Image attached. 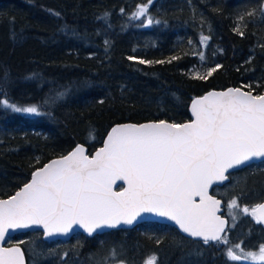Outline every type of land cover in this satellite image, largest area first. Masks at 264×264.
Segmentation results:
<instances>
[{
  "label": "trees",
  "instance_id": "obj_1",
  "mask_svg": "<svg viewBox=\"0 0 264 264\" xmlns=\"http://www.w3.org/2000/svg\"><path fill=\"white\" fill-rule=\"evenodd\" d=\"M144 3L0 0V99L18 106L49 100L42 116L0 107V198L79 142L92 154L114 124L188 121L191 100L212 89L264 93V0H154L148 15L159 23L148 27L145 17L131 19ZM238 23L243 36L234 31ZM201 35L209 37L206 44ZM200 52L213 67L221 65L206 80L193 78ZM173 56L179 59L168 63ZM59 93L64 95L57 98ZM138 226L79 235L76 243L56 247L34 231L20 244L28 264H97L113 248L126 264H143L152 254L157 264H183L191 252L195 262L217 260L213 242L186 241L168 225Z\"/></svg>",
  "mask_w": 264,
  "mask_h": 264
},
{
  "label": "snow or ice",
  "instance_id": "obj_2",
  "mask_svg": "<svg viewBox=\"0 0 264 264\" xmlns=\"http://www.w3.org/2000/svg\"><path fill=\"white\" fill-rule=\"evenodd\" d=\"M153 3L147 0L137 5L131 19L145 17V26L159 23L148 15ZM246 15H255V10ZM234 31L244 35L240 23ZM208 39L201 35L200 43L206 44ZM199 57L203 61L204 53ZM177 59L173 56L167 62ZM139 63L165 61L141 59ZM220 67H210L205 74L196 72L193 78L206 80ZM63 95L59 93L57 98ZM48 103L45 99L41 105L18 106L7 98L0 99V107L34 116L45 115L40 109ZM191 113L194 119L185 123L159 120L117 124L93 156L86 154L83 145H77L67 155L37 168L19 191L0 199V241L10 229L42 226L44 236L52 237L66 235L78 226L92 235L104 228L132 225L143 214H154L174 221L188 236L202 238L204 244L212 241L227 246L224 255L229 261L264 262V243L258 251L247 252L240 244L228 246L229 239L221 235L226 232V221L216 214L221 201L208 194L214 182L228 180L229 170L264 159V94L254 95L241 88L210 91L192 100ZM117 180L127 187L114 191ZM227 206L264 223V203L250 211L232 198ZM230 214L235 220L236 213ZM157 260L152 254L143 264H157ZM0 264H24L23 252L19 247L0 246ZM97 264L126 261L119 259L113 248Z\"/></svg>",
  "mask_w": 264,
  "mask_h": 264
},
{
  "label": "flooded vegetation",
  "instance_id": "obj_3",
  "mask_svg": "<svg viewBox=\"0 0 264 264\" xmlns=\"http://www.w3.org/2000/svg\"><path fill=\"white\" fill-rule=\"evenodd\" d=\"M228 177L229 180L227 182L222 185H214L211 189V194L223 201L224 211L222 215L228 220L226 232H224L222 236L226 235L229 239L230 243L228 246L240 244L241 248L245 252L258 251L259 245L264 243L263 225L261 223H257L250 214H243L238 209H235L236 219L233 220L227 205L232 198H237L241 208L248 206L251 211L255 205L264 201V161L233 170L228 173ZM149 224L166 225L155 221H147L139 224L137 228H142V226H147ZM170 227L174 228L177 232L179 231L174 226ZM184 237L186 238V241L187 239L188 241H200L203 246L212 244V241H210L211 243L209 242L208 244H204L201 240H193L186 236ZM73 239L76 240V236ZM213 243L214 248H217L218 251L217 260L210 262L187 261L183 264H264V262L253 261H229L224 255L227 246L217 244L216 242ZM58 244L59 241H56V243L54 242L51 247H56ZM188 246L189 248H194L193 244ZM239 251L240 250H237L238 254ZM173 264L178 263L174 262Z\"/></svg>",
  "mask_w": 264,
  "mask_h": 264
},
{
  "label": "water",
  "instance_id": "obj_4",
  "mask_svg": "<svg viewBox=\"0 0 264 264\" xmlns=\"http://www.w3.org/2000/svg\"><path fill=\"white\" fill-rule=\"evenodd\" d=\"M263 7H264V3H263ZM149 25H147V27H148ZM228 88H241V90L242 91H249V90H247V89H245V88H243V87H241V86H229V87H227V88H224V89H212V90H209V91H207L206 93H204L203 95H199V96H196V97H194V98H198V97H201V96H204V95H206L208 92H210V91H217V92H220V91H225V90H227ZM253 92V91H252ZM253 94L254 95H260V94H256V93H254L253 92ZM262 94H264V93H262ZM193 98V99H194ZM192 99V100H193ZM192 100H191V102H190V105H189V110H190V113H191V104H192ZM191 119L190 120H192V119H194V117L192 116V113H191ZM163 120H165V121H168L169 123H175V122H172V121H170V120H166V119H163ZM190 120H188V121H190ZM153 121H159V120H149V121H144V122H140V123H136V122H124V123H117V124H141V123H148V122H153ZM188 121H185V122H188ZM185 122H182V123H185ZM117 124H114L112 127H114V126H116ZM111 127V128H112ZM111 128H110V130L108 131V133L111 131ZM108 133H107V135H108ZM107 135H106V137L104 138V140H103V143H102V145H100L98 148H96L94 151H93V153L92 154H90L89 153V150H88V147L84 144V143H77L70 151H72L77 145H83L84 146V148H85V150H86V154L89 156V157H91V156H93L94 154H95V152L99 149V148H102L103 147V144H104V141L107 139ZM69 151V152H70ZM68 152V153H69ZM68 153H66V154H64V155H67ZM64 155H62V156H64ZM61 156H58V157H55V158H53V159H58V158H60ZM53 159H51V160H53ZM50 160V161H51ZM50 161H48L47 163H49ZM264 161V159H254L253 161H251L248 165H250V164H256V163H259V162H263ZM46 163V164H47ZM43 167V166H42ZM243 167H245V166H243ZM243 167H239V168H236V169H240V168H243ZM39 168H41V167H39ZM236 169H231V170H229L227 173H226V175L228 176V173L229 172H231V171H233V170H236ZM31 179V178H30ZM228 180H229V177H228ZM228 180H226V181H222V182H214L210 187H209V190H208V194L210 195V196H213L215 199H217V200H220L221 201V205H220V207H219V210L217 211V216H219L221 219H223V220H225L226 221V225H225V228H227V225H228V220H227V218L225 217V216H223L222 215V213H223V211H224V208H223V201L221 200V199H218L217 197H215L214 195H212L211 194V189H212V187L214 186V185H222V184H224L225 182H227ZM30 181V180H29ZM28 181V182H29ZM119 186H121V188H118ZM23 187V185L20 187V188H22ZM123 187H127V184L124 182V181H122V180H117L116 181V183L113 185V190L114 191H120V190H122V188ZM20 188L17 190V191H19L20 190ZM17 191H15V192H17ZM15 192L12 194V195H14L15 194ZM11 196V195H10ZM9 197V196H8ZM8 197H2V198H0V199H7ZM198 199L199 198H197V202H198ZM262 203H264V201L262 202ZM147 221H155V222H159V223H162V224H166V225H170V226H174V227H176L184 236H186V237H188V238H191V239H193V240H201V241H203L202 240V238H198V237H196V238H194V237H190V236H188V234H186V233H184L180 228H179V226L178 225H176L175 224V222L174 221H171V220H169V219H167V218H163V217H159V216H156V215H154V214H143V217L142 218H139L136 222H134L132 225H120V226H118V227H116V228H104V229H102V230H98L97 232H95V233H93L92 235H88V233L86 232V231H84V229H82V228H80V227H78V226H74L73 227V230L72 231H70L68 234H66V235H56V236H52V237H45L44 236V234H43V229H42V226H32V227H30V228H27V229H16V230H9L8 231V233H6V235H5V239L3 240V241H0V246H2V247H5V248H7V247H19L20 249H21V251L23 252V259H24V264H28V261H27V256H26V253H25V251H24V248H23V246L19 243V242H15V243H11L10 241L12 240V239H14L15 237H17V236H19V235H24V234H27V233H29V232H34V231H38V232H42V237H43V239L45 240V241H48V242H56V241H61V242H69V241H71L76 235H79V234H84V235H87L88 237H93V236H95V235H98V234H102V233H105V232H107V231H110V230H113V229H118V230H120V229H132V228H134V227H136V226H138L139 224H141V223H143V222H147ZM262 225H263V227H264V223H261ZM221 235H223V233H221Z\"/></svg>",
  "mask_w": 264,
  "mask_h": 264
},
{
  "label": "rangeland",
  "instance_id": "obj_5",
  "mask_svg": "<svg viewBox=\"0 0 264 264\" xmlns=\"http://www.w3.org/2000/svg\"><path fill=\"white\" fill-rule=\"evenodd\" d=\"M145 28H147V27H145L144 25H141L140 26V30H143V29H145ZM145 33L146 34H149V33H151L150 31L148 32V31H145ZM210 67H213L212 65H210V63L208 62V61H202L201 59H200V61L197 63V65L196 66H194L193 67V69H192V73L194 74V73H196V72H199L200 74H205L206 72H207V70H208V68H210ZM249 82H251V81H249ZM254 82H256L257 83V81H254ZM248 86L250 85V83H248L247 84ZM229 212H235L236 213V210L235 209H233V210H230ZM79 235H77L76 237H78ZM96 236V235H95ZM28 238V235L27 234H25V235H23V236H18V237H15L13 240H11L10 242H12V243H14V242H16V241H19V242H21V241H23V240H26ZM74 243H76V240H74ZM194 255H197V253L196 252H191L190 254H188V256H187V258H188V260L189 261H193V258L195 257ZM182 263H185V260L184 261H182Z\"/></svg>",
  "mask_w": 264,
  "mask_h": 264
},
{
  "label": "bare ground",
  "instance_id": "obj_6",
  "mask_svg": "<svg viewBox=\"0 0 264 264\" xmlns=\"http://www.w3.org/2000/svg\"><path fill=\"white\" fill-rule=\"evenodd\" d=\"M135 228V227H134ZM113 230H115V229H113ZM110 231H112V230H110ZM107 232H109V231H107ZM107 232H105V233H107ZM102 234H104V233H102ZM98 235H100V234H98Z\"/></svg>",
  "mask_w": 264,
  "mask_h": 264
}]
</instances>
